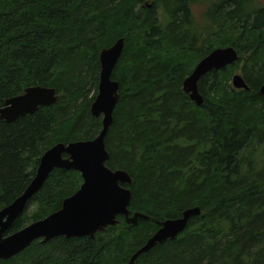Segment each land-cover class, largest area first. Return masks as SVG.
Returning <instances> with one entry per match:
<instances>
[{
  "label": "trees",
  "instance_id": "16d2710c",
  "mask_svg": "<svg viewBox=\"0 0 264 264\" xmlns=\"http://www.w3.org/2000/svg\"><path fill=\"white\" fill-rule=\"evenodd\" d=\"M197 2L209 3L203 28L191 13ZM120 38L106 164L133 179L130 214L153 221L119 216L93 239L35 241L0 264H127L157 223L193 207L200 216L135 264H264V0H0V108L30 86L59 95L14 123L0 119V210L28 187L47 149L97 136L88 95L100 51ZM228 46L239 59L200 78L198 106L183 82ZM239 69L248 91L231 84ZM81 183L76 171H53L6 235L60 209Z\"/></svg>",
  "mask_w": 264,
  "mask_h": 264
},
{
  "label": "water",
  "instance_id": "95a60500",
  "mask_svg": "<svg viewBox=\"0 0 264 264\" xmlns=\"http://www.w3.org/2000/svg\"><path fill=\"white\" fill-rule=\"evenodd\" d=\"M123 49L124 39L120 38L99 53L97 94L89 108L93 117L101 118V129L97 136L90 140L60 142L47 149L41 156L35 176L28 187L11 204L0 210V260L17 256L35 241L47 243L58 237L93 239L97 233L115 226L119 222V216L131 225L140 221H153L141 212L130 214L132 191L127 186L132 184L133 179L125 170H112L106 164L110 155L105 138L113 122L120 89L118 81L112 78V72ZM238 59V52L232 46L215 48L185 78L184 92L192 102L202 105L203 97L197 88L200 78L211 71L223 70ZM231 84L236 90H249L241 74H234ZM258 94L264 96V85L259 88ZM58 98L54 88L27 87L22 94L4 102L0 108V119L14 123L24 116L35 114L39 108L55 105ZM55 170L78 172L82 178L78 190L66 197L57 211L6 235ZM200 215V208L193 207L184 210L178 218L157 223L160 228L131 256L127 264H135L140 255L147 253L155 245L176 238L185 230L192 217Z\"/></svg>",
  "mask_w": 264,
  "mask_h": 264
},
{
  "label": "rangeland",
  "instance_id": "374dc122",
  "mask_svg": "<svg viewBox=\"0 0 264 264\" xmlns=\"http://www.w3.org/2000/svg\"><path fill=\"white\" fill-rule=\"evenodd\" d=\"M209 6L208 2H200V3H195L193 5H191V13L193 15V20L194 22L198 25V27L203 28L202 26L204 25L202 22L204 21V14H205V10L206 8ZM234 74H241L242 75V71L241 69L236 70ZM97 94V90L94 88H91V91L89 92V98H91L92 96H96ZM33 209L32 206H29L27 211H31Z\"/></svg>",
  "mask_w": 264,
  "mask_h": 264
},
{
  "label": "bare ground",
  "instance_id": "6f19581e",
  "mask_svg": "<svg viewBox=\"0 0 264 264\" xmlns=\"http://www.w3.org/2000/svg\"><path fill=\"white\" fill-rule=\"evenodd\" d=\"M124 50V49H123ZM245 91V90H244ZM109 151V150H108ZM128 187V186H127ZM178 237V236H177Z\"/></svg>",
  "mask_w": 264,
  "mask_h": 264
}]
</instances>
